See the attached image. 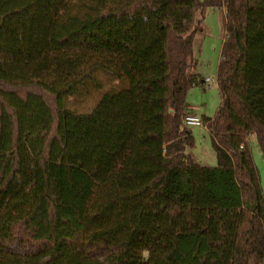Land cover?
Masks as SVG:
<instances>
[{
  "label": "trees",
  "instance_id": "trees-1",
  "mask_svg": "<svg viewBox=\"0 0 264 264\" xmlns=\"http://www.w3.org/2000/svg\"><path fill=\"white\" fill-rule=\"evenodd\" d=\"M218 166L187 97L224 9ZM91 111L66 100L102 89ZM264 0H0V264H264Z\"/></svg>",
  "mask_w": 264,
  "mask_h": 264
},
{
  "label": "rangeland",
  "instance_id": "rangeland-1",
  "mask_svg": "<svg viewBox=\"0 0 264 264\" xmlns=\"http://www.w3.org/2000/svg\"><path fill=\"white\" fill-rule=\"evenodd\" d=\"M204 21V36H198L195 44V58L199 62L198 73L204 78L213 79L211 84L203 82L201 85L190 90L187 97V105L197 108L190 109L195 114L205 115L207 118H214L222 104V98L217 84L218 63L221 56V47L225 38L224 12L220 9H209ZM102 89L96 90L89 86V93H83L81 97L66 100L69 109L80 113L92 110L100 96L110 90L121 88L117 82L112 83L105 77L100 78ZM189 109V108H188ZM204 120V119H203ZM195 139V146L189 151L192 159L202 167L215 168L218 166V159L213 147L212 135L206 126L187 127ZM250 149L254 163L260 176L261 188L264 196V155L255 136L250 139Z\"/></svg>",
  "mask_w": 264,
  "mask_h": 264
},
{
  "label": "built area",
  "instance_id": "built-area-1",
  "mask_svg": "<svg viewBox=\"0 0 264 264\" xmlns=\"http://www.w3.org/2000/svg\"><path fill=\"white\" fill-rule=\"evenodd\" d=\"M212 81H213V79H211V78H206L205 79V83H207V84H211ZM185 125L187 127H194V126H206L207 127V125L204 123V120L203 119H201L198 116H193V115H188L186 117V119H185Z\"/></svg>",
  "mask_w": 264,
  "mask_h": 264
},
{
  "label": "crops",
  "instance_id": "crops-1",
  "mask_svg": "<svg viewBox=\"0 0 264 264\" xmlns=\"http://www.w3.org/2000/svg\"><path fill=\"white\" fill-rule=\"evenodd\" d=\"M222 11L224 12V15H225V18H226V14H227V10H226V8H224V9H222ZM225 20V19H224ZM225 32V31H224ZM223 43H224V39H223V42H222V46H223ZM220 52H222V47H221V51ZM221 57V56H220ZM219 61H220V59H219ZM219 64V63H218ZM190 93V92H189ZM188 96H189V94H188ZM188 108H189V110L190 109H197V108H193V107H191L190 105L188 106ZM189 115H193V116H198L199 117V115L198 114H195L193 111H190L189 112ZM201 117L204 119V118H207L205 115H201ZM213 119V118H212Z\"/></svg>",
  "mask_w": 264,
  "mask_h": 264
}]
</instances>
